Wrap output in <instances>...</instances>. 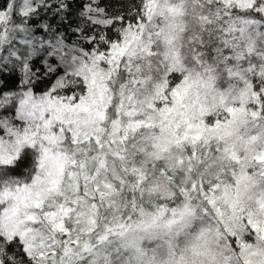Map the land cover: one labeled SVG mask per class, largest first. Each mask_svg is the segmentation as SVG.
<instances>
[{
	"label": "snow or ice",
	"instance_id": "1",
	"mask_svg": "<svg viewBox=\"0 0 264 264\" xmlns=\"http://www.w3.org/2000/svg\"><path fill=\"white\" fill-rule=\"evenodd\" d=\"M0 264H264V0H0Z\"/></svg>",
	"mask_w": 264,
	"mask_h": 264
}]
</instances>
